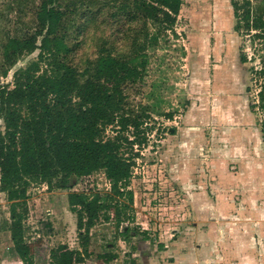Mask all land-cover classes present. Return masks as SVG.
<instances>
[{
    "label": "rangeland",
    "instance_id": "1",
    "mask_svg": "<svg viewBox=\"0 0 264 264\" xmlns=\"http://www.w3.org/2000/svg\"><path fill=\"white\" fill-rule=\"evenodd\" d=\"M38 1L0 0V66L8 38L32 32ZM233 1L241 15L249 9L244 0H183L174 32L147 41L143 79L124 86L125 109L137 114L147 106L150 116L138 132L145 142L133 147L139 155L128 188L132 202L120 227L131 229V241L117 235L113 222H100L90 230L85 264H264V113L252 107L263 81L256 74L262 43L252 39L255 31H237L245 22L234 15ZM61 2L69 10L80 5ZM81 8L72 14L70 62L82 70L102 39L118 50L128 41L121 40L123 14L103 4ZM131 26L134 34L141 23ZM38 53L19 59L2 83L12 84L14 72ZM106 135L115 136L111 127ZM112 188L95 173L72 176L65 188L33 184L26 197L0 191V264H26L4 254L11 246L27 245L32 264H50L61 245L81 250L84 230L68 194ZM107 252L116 256L110 263L100 257Z\"/></svg>",
    "mask_w": 264,
    "mask_h": 264
},
{
    "label": "trees",
    "instance_id": "2",
    "mask_svg": "<svg viewBox=\"0 0 264 264\" xmlns=\"http://www.w3.org/2000/svg\"><path fill=\"white\" fill-rule=\"evenodd\" d=\"M61 1L39 0L32 32L10 37L2 46L0 119L5 122V132L0 135V191L18 190L26 197L33 184L65 188L72 176L103 173L112 183V191L68 194L77 226L84 230L79 234L82 249L61 245L51 252L50 264H85L90 256L89 233L98 223L113 222L117 235L131 241V229L120 232V227L132 202L128 188L139 155L132 153L133 147L145 142L138 132L150 116L147 106L137 114L125 109L124 86L143 79L149 59L147 41L158 43L162 33L174 32L183 0H78L80 5L71 10L63 8ZM84 4L86 10L90 4H103L114 8L116 16L123 14L121 40L128 42L126 50H118L112 41L102 39L97 57L81 70L70 62L71 29L76 25L72 14ZM243 6L249 9L241 15V5L233 1L234 15L245 22L244 26L238 24L237 31H255L252 39L262 43V66L256 74L263 81L259 102L252 107L264 113V0H244ZM135 21L141 26L131 34ZM149 25L154 32H149ZM36 50L37 59L14 72L12 84H3L1 78L8 76L18 60ZM109 127L115 136L107 137ZM130 129L135 130L133 139L127 136ZM4 254L33 263L27 245L8 247ZM100 257L110 263L116 256L107 252Z\"/></svg>",
    "mask_w": 264,
    "mask_h": 264
}]
</instances>
